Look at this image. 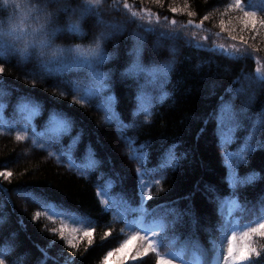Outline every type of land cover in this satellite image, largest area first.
<instances>
[{"label": "trees", "instance_id": "16d2710c", "mask_svg": "<svg viewBox=\"0 0 264 264\" xmlns=\"http://www.w3.org/2000/svg\"><path fill=\"white\" fill-rule=\"evenodd\" d=\"M128 2L178 22L203 21L207 31L233 41L219 27L221 19L227 25L229 17L203 20L231 0H187L194 16L171 11L174 2L182 8L184 0H162V5L151 0ZM244 2L258 14L264 11V0ZM105 18L123 20L125 14L112 10ZM95 25L96 17H90L84 31L90 33ZM136 33L145 38V67L175 62L163 99L154 98L159 94L151 87L141 88L143 77L137 81L122 75L134 60ZM62 36L82 39L72 32ZM261 39L249 43L264 49ZM106 51L112 58L104 68L113 77L105 95L113 98L115 117L97 98L86 99L64 83L77 74L41 77L13 56L0 57V66L6 69L0 74V88L10 93L0 113V172L12 173L10 178L0 177V252L9 250L8 264H105L108 252L134 234L151 235L145 228L153 213L159 217L176 208L190 209L191 216L153 237L161 254L172 264H226L231 228L222 230L225 222L237 225L239 234L264 218V81L256 75L254 59L229 57L131 23L106 45ZM255 54L264 61V50ZM142 92L146 110H140L137 99ZM22 97L41 105L30 121L16 110ZM226 104L237 114L238 127L226 117L221 123ZM53 112L74 122L72 132L58 140L48 139ZM18 134L25 138L17 140ZM250 138L252 150L244 153V160L230 162L229 154L238 156ZM170 154L175 166L161 173ZM233 175L257 178L233 186ZM148 192L151 200L144 195ZM141 205L148 213L143 222ZM61 228L65 234L77 231L76 248L60 236ZM88 230L91 243L84 236ZM253 241L260 256L245 264H264V238ZM139 245V240L132 241L125 251L134 254ZM118 260L109 258L107 264ZM127 264H158V258L150 249Z\"/></svg>", "mask_w": 264, "mask_h": 264}, {"label": "snow or ice", "instance_id": "6c2138e0", "mask_svg": "<svg viewBox=\"0 0 264 264\" xmlns=\"http://www.w3.org/2000/svg\"><path fill=\"white\" fill-rule=\"evenodd\" d=\"M152 3L157 5H162V0H151ZM143 3V0H140V4ZM83 10L81 12V23L71 25L68 29L69 32L75 33L76 35L86 38L87 33L84 31V24L90 17H96V24L103 25L106 30V39L111 40L113 37L127 30L128 25L137 24L139 21V27L147 32H152L154 28H144L143 21L147 20L149 24L153 22L154 14L151 11H137L134 10V6L128 2V0H86V3L82 6ZM139 7V4L136 5ZM126 10V15L123 20L117 19H106L105 17H110L112 15V10ZM172 12H187L188 16H194L190 10L187 0H184V6L178 8L173 3L171 8ZM219 15L221 17H229V21L226 25L225 20L222 18L220 21L219 27L221 30H226L231 39L236 41L239 39L240 47L233 45V52L239 53L241 55H252L259 53L264 50L257 46L255 43H249V41H255L257 38H264V11L258 14L255 8L250 5H246L244 0H231V3L227 5L226 8L217 9L215 12L210 13L207 16H204L203 20H209L214 16ZM165 19H167L165 17ZM155 22L160 23V17H155ZM192 21L189 20V24ZM203 21H201V24ZM171 24L175 26L177 24L176 20H172ZM199 27V25H197ZM161 35H166V33H161ZM136 40V47L133 50L134 60L130 67L125 73H122L123 76L131 77L137 81L141 77L144 79V83L141 85V88L146 86L151 87L154 92L159 95L154 97L156 99H163L166 93L164 92L165 85L168 82L169 74L173 71L174 60H169L166 63H160L153 67H145L142 62V53L144 49V36L139 33L134 34ZM261 44H264V39L260 40ZM77 58L71 63H60L55 67L47 68V72L50 75H64L68 73H75L76 78L73 80L65 81L71 89L74 91L83 92L84 97L97 98L101 105H103L109 114L115 117V112L113 111V98L111 96L105 95L109 88V82L112 80L113 73L111 71H106L104 66L112 58V55L104 50L98 49H76ZM233 53H229L231 55ZM12 56L8 49L0 46V57L7 59V57ZM259 64V61H257ZM6 69L3 66H0V74L5 73ZM257 73L261 81H264V70L257 68ZM245 89H242L244 91ZM10 93L0 88V113L3 112V109L6 107L7 97ZM139 101L140 110L147 109V97L142 92L140 96L137 97ZM80 101H77L79 103ZM41 105L36 103V101L29 97H22L16 105V110L19 114L23 116L26 121H30L33 116L39 113ZM225 117L228 121L231 122L233 128L239 126V119L237 114L232 110L231 105H223L221 109L220 120L223 123ZM2 119V115H0ZM8 126H12L10 121H4ZM73 120L69 116L60 113L53 112L48 121V139L49 140H58L60 136L66 135L72 132L73 129ZM264 124V122H261ZM25 137L22 135H17V140H22ZM75 142V138H74ZM252 150V141L249 139L248 144L245 149L238 155L229 154V161L244 160V153L246 151ZM175 166V158L171 154L169 155L168 161L165 165L160 168V172L163 173L170 168ZM229 167H232V164H229ZM12 173L10 171L0 172V177L5 179L10 178ZM257 177L251 175L245 178H239L233 175L232 183L233 186H239L243 184L252 183ZM157 184L160 183L159 180L156 181ZM100 193H98L99 195ZM106 195V194H105ZM147 196L148 200L152 199L151 193H144ZM185 200H189L190 197H184ZM107 203V200H105ZM231 204L235 205V201H230ZM141 215V221L143 222V217L148 215L146 210L141 205V208L138 210ZM251 211V210H250ZM39 215V214H37ZM154 219L153 221L145 228L146 233H151V235L141 236L139 233L131 236L130 239L125 240L119 248L114 251L108 252L107 256L104 257L105 264H107L109 258L119 257L118 264H127L128 260L131 259L135 261L137 257L146 255L147 252L151 249L155 252L156 257L158 258V264H172V261L166 256L162 255L159 251L157 243L153 240V237L159 236L166 229L174 226L178 221H181L185 216H191L190 209L184 212L179 211L176 208H170L168 212L164 215L156 217L155 214H152ZM237 225L231 224L226 221L222 230H227L231 228L230 239L227 241L226 256L224 257L226 264H245V262L250 261L253 256L259 257L260 252L258 251V246L254 243V237L264 238V218L259 219L254 225H248L244 230H241L238 234ZM60 236L65 239L69 246L72 248L77 247V231L74 229L71 232L65 234V230L61 228L59 230ZM84 236L88 238V242H92L91 230L85 231ZM238 236L239 241L238 242ZM139 240L140 245L135 250V253L126 252L128 245L132 241ZM123 253V255H121ZM9 250L5 249L3 252H0V264H8ZM45 260H47V253L45 252Z\"/></svg>", "mask_w": 264, "mask_h": 264}, {"label": "clouds", "instance_id": "9594fccd", "mask_svg": "<svg viewBox=\"0 0 264 264\" xmlns=\"http://www.w3.org/2000/svg\"><path fill=\"white\" fill-rule=\"evenodd\" d=\"M86 0H0V46L9 50L17 62L30 65L36 75H50L47 68L71 63L76 49H106L112 41L107 30L96 24L86 38L69 41L62 33L80 24Z\"/></svg>", "mask_w": 264, "mask_h": 264}, {"label": "rangeland", "instance_id": "374dc122", "mask_svg": "<svg viewBox=\"0 0 264 264\" xmlns=\"http://www.w3.org/2000/svg\"><path fill=\"white\" fill-rule=\"evenodd\" d=\"M133 6H134V10L141 11V12L148 11V10H145V8L143 7H136V5H133ZM117 11L123 12L126 15V10L124 9H119ZM153 14H154V17H153V22L151 24H149L147 20L143 21V27L145 29L151 27L155 29L152 32H158L160 34L163 32V33H166L165 36H180V37L185 38L188 42L192 43L196 47H203L208 50L218 52V53H221L229 57H234V58L251 57L256 62V69H255L256 75L259 76L256 71L257 68H261L262 70H264V65H263L264 61L261 60V58L258 57L256 54L245 56V55H241L239 53L233 52V45L235 44L237 47H240L241 46L240 42L227 41V40L223 41L222 39L219 38L218 34L213 33L209 30L206 31L204 26H202V24L198 22H192L191 24H189V21L188 22H177V24L173 26L171 24L172 20L165 19V17H161L157 13H153ZM157 16L160 17L159 24L155 22V17ZM139 23L140 22L138 21L137 24L139 25ZM197 25H199V27H197ZM157 47L158 48L161 47L160 43L157 44ZM229 53H233V54L229 55ZM257 61H259V64L257 63Z\"/></svg>", "mask_w": 264, "mask_h": 264}]
</instances>
